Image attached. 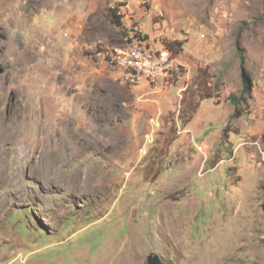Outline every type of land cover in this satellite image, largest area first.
Returning <instances> with one entry per match:
<instances>
[{
  "label": "rangeland",
  "instance_id": "1",
  "mask_svg": "<svg viewBox=\"0 0 264 264\" xmlns=\"http://www.w3.org/2000/svg\"><path fill=\"white\" fill-rule=\"evenodd\" d=\"M129 24L180 61L167 87L98 56ZM150 255L264 264V0H0V264Z\"/></svg>",
  "mask_w": 264,
  "mask_h": 264
},
{
  "label": "bare ground",
  "instance_id": "2",
  "mask_svg": "<svg viewBox=\"0 0 264 264\" xmlns=\"http://www.w3.org/2000/svg\"><path fill=\"white\" fill-rule=\"evenodd\" d=\"M132 29L134 30L133 37H131L130 35V31ZM139 30L134 24L125 25L124 33L122 37V43L118 46H114L112 49L109 48V50L104 51V52H114L115 50H117L122 54H131V49H135L138 46L137 53H134V60L133 57H125V60L116 61V66L109 67L110 69L112 68L121 69L123 73V79L126 82V84L130 87L133 86V79H131L128 75H135V69L141 68V61H140L141 58L149 57L148 47L139 46L141 45V39H149V38L146 35L142 34V32H140ZM160 50H165V56H166V60L168 61V67L165 68V71L163 72H156L154 74L151 72H143L141 74H138V81H134V86L139 84L142 80L157 82L160 78L161 79L170 78L173 74H175V69L177 67H181L180 61L176 57H174L173 54L167 48L163 47ZM45 112L46 110L44 106H42L40 108L39 114L42 115ZM68 117H69L68 114H61V115L56 114L55 116H52V119L54 118L52 122H54L55 124H64L67 121ZM69 130L70 129L68 128V131ZM70 136L72 135L70 134ZM85 170L86 171L83 175L84 176L83 180L80 183L79 187L77 188L78 193L82 197L83 196L91 197V198L96 197L100 193H102L104 189V187L101 186L102 184L100 185V183L98 182L99 172L97 169L91 167H86Z\"/></svg>",
  "mask_w": 264,
  "mask_h": 264
},
{
  "label": "built area",
  "instance_id": "3",
  "mask_svg": "<svg viewBox=\"0 0 264 264\" xmlns=\"http://www.w3.org/2000/svg\"><path fill=\"white\" fill-rule=\"evenodd\" d=\"M133 29L130 31L131 37H133ZM139 46H147L149 50V57L148 58H141V68L135 69V75H128L131 79H133V86L134 81H138V74L143 72H163L165 68L168 67V61L166 60L165 50H159V45L153 44V39H141V45ZM137 48L131 49V54H122L115 50L114 52H104L103 49L98 52V56L101 57L107 67L116 66V61L125 60V57H133L134 60V53H137ZM180 67L175 69V73L179 70ZM145 84H153V83H145ZM157 85V84H156ZM158 87V85H157Z\"/></svg>",
  "mask_w": 264,
  "mask_h": 264
},
{
  "label": "crops",
  "instance_id": "4",
  "mask_svg": "<svg viewBox=\"0 0 264 264\" xmlns=\"http://www.w3.org/2000/svg\"><path fill=\"white\" fill-rule=\"evenodd\" d=\"M149 38V37H148ZM150 39V38H149ZM156 42V44L157 45H160L159 44V42L158 41H155ZM153 44H155V43H153ZM163 47H161V48H159V50L160 49H162ZM120 70V69H119ZM122 78H123V73H122ZM164 79L165 78H163V79H159L157 82H154V84L152 85V87H154V89H162V88H165V87H167V85L166 84H164ZM124 80V79H123ZM143 81H149V80H142L139 84H137V85H135L134 86V89L135 90H137L138 92H143V91H146V89H150V84H145V85H143ZM161 82V84L157 87V85L156 84H158V83H160ZM146 83V82H145ZM130 87V86H129ZM137 88V89H136Z\"/></svg>",
  "mask_w": 264,
  "mask_h": 264
},
{
  "label": "trees",
  "instance_id": "5",
  "mask_svg": "<svg viewBox=\"0 0 264 264\" xmlns=\"http://www.w3.org/2000/svg\"><path fill=\"white\" fill-rule=\"evenodd\" d=\"M110 19L115 25H117V26H121L122 25L121 16L119 14H117V12L114 9H110ZM210 97H211V95H208L207 98H210ZM232 97H233V99H235L236 103H240L243 100V96L242 95H239L237 97L232 95ZM234 116H236V117L240 116V113L236 112L234 114Z\"/></svg>",
  "mask_w": 264,
  "mask_h": 264
},
{
  "label": "water",
  "instance_id": "6",
  "mask_svg": "<svg viewBox=\"0 0 264 264\" xmlns=\"http://www.w3.org/2000/svg\"><path fill=\"white\" fill-rule=\"evenodd\" d=\"M147 264H163L158 255H150L147 259Z\"/></svg>",
  "mask_w": 264,
  "mask_h": 264
}]
</instances>
